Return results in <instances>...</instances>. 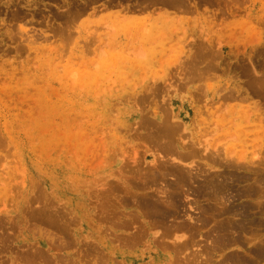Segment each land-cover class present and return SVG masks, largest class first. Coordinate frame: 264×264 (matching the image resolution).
<instances>
[{"label": "rangeland", "instance_id": "374dc122", "mask_svg": "<svg viewBox=\"0 0 264 264\" xmlns=\"http://www.w3.org/2000/svg\"><path fill=\"white\" fill-rule=\"evenodd\" d=\"M232 262L264 264V0H0V264Z\"/></svg>", "mask_w": 264, "mask_h": 264}, {"label": "bare ground", "instance_id": "6f19581e", "mask_svg": "<svg viewBox=\"0 0 264 264\" xmlns=\"http://www.w3.org/2000/svg\"><path fill=\"white\" fill-rule=\"evenodd\" d=\"M161 131V130H160ZM162 131H164L163 133H166V136H168L167 138H170L171 137V142H170V144H172V142H174V135H175V131H176V127H171V126H168L167 124H165L163 127H162ZM160 133V132H159ZM165 148L163 149L166 153H168V154H174L173 153V149L171 148V145H168V142H167V145L166 146H164ZM192 149V148H191ZM197 154H199L195 149H193V150H191V152L190 153H187L186 155H178V157L180 158V159H182L183 160V158H192V156H195V155H197ZM165 171H167V170H165ZM170 172V175H171V171H169ZM168 173L167 172H165V175H167ZM173 174V173H172ZM176 174H177V172H176ZM175 174V175H176ZM158 175L159 174H157V177H158ZM164 175V176H165ZM163 175H162V178L164 177ZM155 179H157V178H155ZM154 179V180H155ZM176 181H175V186L176 187H180V186H182V187H186V185H188V184H192V183H195L196 181H195V176H192L191 177V173L190 174H187V173H183L182 171L181 172H178V174L176 175V179H175ZM197 180V179H196ZM153 181V180H152ZM169 186H171V184H169ZM188 187V186H187ZM224 187H227L226 185H223V182L222 183H220V182H217V180H215L214 178H212V180H209V181H206L203 185H201V188H198L199 190H195V191H193V192H196L197 194H205V192H206V194L208 195V193L211 195H215V194H217V193H220L219 191H222L221 190V188L224 190ZM173 190H176L175 188L173 189ZM187 190H188V188H187ZM190 190V189H189ZM204 190V191H203ZM228 190V189H227ZM250 190V189H249ZM255 190V189H254ZM252 191V190H251ZM245 192V191H244ZM254 192H256V191H254ZM205 194V195H206ZM253 194H255V193H253ZM252 193H251V195H253ZM210 195H208V196H210ZM212 195L210 196V197H212ZM218 195H220V194H218ZM177 196H175V197H173V198H176ZM202 197V196H201ZM209 197V198H210ZM214 197H216V196H213L212 197V199L214 198ZM221 197V196H220ZM172 199L171 198V196L170 197H167V199ZM166 199V198H165ZM178 199V198H177ZM223 199V198H222ZM159 200V199H158ZM175 200V199H174ZM216 200V199H215ZM177 201V200H176ZM148 202H150V201H148ZM159 202H161V201H157V206H151L152 204H150V206L151 207H154V208H156L157 207V209L156 210H158L159 209V207H161V204L159 203ZM167 202V200L165 201V203ZM162 203V206H163V203L164 202H161ZM164 203V204H165ZM170 204H169V206H167V209L166 210H168L169 212H170V210H171V206L170 205H172V203H171V201L169 202ZM174 204H175V202H173ZM149 204V203H148ZM154 204H156V203H154ZM168 204V202L166 203V205ZM179 204V203H178ZM181 204V203H180ZM143 205H145V203L143 204ZM177 205V204H176ZM175 205V206H176ZM175 206H174V208H175ZM180 206V205H179ZM214 206V208L216 207L215 205H213ZM145 207V206H144ZM150 207V208H151ZM168 207H170V209H168ZM173 207V206H172ZM209 207V206H208ZM227 207V206H226ZM150 208L148 209L149 210V212L151 211L150 210ZM166 207H165V205H164V209H165ZM179 208V207H178ZM211 208V207H210ZM161 209H162V211H165L164 209H163V207H161L159 210L161 211ZM173 209V208H172ZM177 209V208H176ZM207 209V208H206ZM158 210V211H159ZM219 210V209H218ZM226 210H227V208H226ZM244 210V209H243ZM157 211V214L155 215L156 217L157 216H159L160 218H167L166 219V221H167V223L169 222L168 221V219H170V218H168L167 216L168 215H170L171 214V212L169 213V212H167V211H165V212H161L160 213V211L158 212ZM175 212H177L176 210H174ZM174 211H173V213H174ZM210 211V210H209ZM211 211H212V209H211ZM236 211V210H235ZM247 211V210H246ZM249 211V210H248ZM183 212V211H182ZM182 212H181V215H182ZM204 212V211H203ZM205 212H206V210H205ZM228 212H229V210H228ZM154 213V212H153ZM160 213V214H159ZM215 213V212H214ZM177 214V213H176ZM176 214L174 215V216H176ZM221 214V213H220ZM149 215V214H148ZM179 215V214H178ZM177 215V216H178ZM215 215V214H214ZM251 215V214H250ZM218 216V215H217ZM150 217H151V215H150ZM159 217H157V218H159ZM171 218H172V214H171V216H170ZM181 217V216H180ZM249 217V216H248ZM175 218V217H174ZM177 218V217H176ZM210 218V217H209ZM243 218V217H242ZM207 219V218H206ZM212 219H213V217H212ZM155 220V219H154ZM179 221V220H178ZM202 221V220H201ZM154 222L155 221H153V224H154ZM162 220H160L159 221V223L160 224H162V223H166V222H162ZM172 222V220L170 221V223ZM184 222V221H183ZM249 222V221H248ZM156 223V222H155ZM158 223V222H157ZM175 223V222H174ZM173 222L171 223V224H174ZM176 223H178V222H176ZM206 223V222H205ZM230 223V222H229ZM246 223V222H245ZM185 224V223H184ZM183 224V225H184ZM238 224V223H237ZM175 225H177V224H175ZM182 225V224H181ZM187 225V224H186ZM222 225V224H221ZM232 225V224H231ZM236 225V224H235ZM243 225V224H242ZM246 225H247V223H246ZM157 226H160L159 224L157 225ZM171 226V225H170ZM218 226V228H219V225H217ZM233 226V225H232ZM231 226V227H232ZM161 227V226H160ZM173 227V226H172ZM178 227V230H180L179 229V226L177 225L176 226V228ZM183 226H180V228H181V230L183 229L182 228ZM187 227V226H186ZM224 227V226H223ZM229 227V226H228ZM245 227V226H244ZM243 227V228H244ZM252 227V228H251ZM159 228V227H158ZM185 228V227H184ZM230 228V227H229ZM248 228V227H247ZM257 228V227H256ZM256 228H255V230H256ZM161 229V228H160ZM165 229V228H164ZM166 229H168V228H166ZM169 229H172V228H170L169 227ZM173 229H175V228H173ZM222 229V228H221ZM224 229V228H223ZM233 229H234V227H233ZM233 229H231V230H233ZM250 229H252V230H254V226L252 225V223H251V225H250ZM177 230V229H176ZM188 230H189V228H188ZM215 230H216V228H215ZM214 230V231H215ZM219 230V229H218ZM225 230V229H224ZM228 230V229H227ZM235 230V229H234ZM239 230V229H238ZM184 231V230H183ZM186 231V230H185ZM184 231V232H185ZM213 231V230H212ZM222 231V230H221ZM236 231V230H235ZM234 231V232H235ZM243 231V230H242ZM191 232H192V230H191ZM222 232H224V231H222ZM228 231H226V233H227ZM233 232V231H232ZM245 232V231H244ZM255 232V231H254ZM178 233V232H177ZM190 233V232H189ZM225 233V234H226ZM229 233H230V231H229ZM236 233V232H235ZM249 233H250V230H249ZM169 234V233H168ZM223 234V233H222ZM224 234V235H225ZM234 234V233H233ZM237 234V233H236ZM163 235H165V234H163ZM220 234H218V235H216V237L217 236H219ZM228 235V234H227ZM226 235V236H227ZM230 235V234H229ZM228 235V236H229ZM241 235V234H240ZM168 236V235H167ZM232 236V235H231ZM234 236V235H233ZM220 238L222 237V235H220L219 236ZM223 237H225V236H223ZM223 237H222V239H223ZM227 238V237H226ZM232 238V237H231ZM234 238V237H233ZM236 238V240L235 241H240L239 240V237H235ZM7 239V238H6ZM218 239L219 238H216V240H217V242H219L218 241ZM229 239H230V237H229ZM4 240V239H3ZM209 240V239H208ZM211 240V239H210ZM221 240V239H220ZM224 240V241H223ZM222 241H220V243L221 242H225V240H227V239H223ZM232 240V239H231ZM5 242H6V240H5ZM9 243V242H8ZM213 245V244H212ZM217 245V244H216ZM2 246V245H1ZM214 246V245H213ZM189 247V246H188ZM215 247V246H214ZM219 247V246H218ZM213 248V247H212ZM178 249V248H177ZM187 249V248H186ZM217 249V248H216ZM182 250V249H181ZM208 250V249H207ZM215 251H217V250H215ZM180 252V251H179ZM182 252V251H181ZM184 252V251H183ZM203 253L205 252V251H202ZM209 252V251H208ZM174 253V252H173ZM210 253H211V249H210ZM179 255V254H178ZM206 258V257H205ZM209 258V257H208ZM231 259V258H230ZM197 261V260H196ZM205 261H206V259H205ZM243 261V260H242ZM199 262V261H198ZM206 262H209V261H206ZM210 263V262H209ZM228 263V262H227ZM233 263V262H232ZM251 263V262H250ZM194 264V263H193ZM219 264V263H218ZM234 264V263H233ZM239 264V263H238Z\"/></svg>", "mask_w": 264, "mask_h": 264}]
</instances>
